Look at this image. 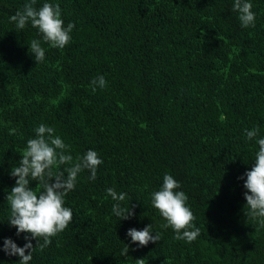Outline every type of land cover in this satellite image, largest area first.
Returning <instances> with one entry per match:
<instances>
[{"label": "trees", "instance_id": "trees-1", "mask_svg": "<svg viewBox=\"0 0 264 264\" xmlns=\"http://www.w3.org/2000/svg\"><path fill=\"white\" fill-rule=\"evenodd\" d=\"M45 2L59 4L64 25L75 27L62 50L42 41L45 60L36 64L28 44L41 38L38 30H16L9 20L26 0H0V249L6 237L21 247L27 242L7 221L15 183L9 171L45 124L74 158L92 149L103 163L94 181L88 171L79 174L65 197L72 222L33 251L29 264H264V226L245 216L238 179L258 151L244 130L259 125L264 136V0H250L256 20L248 28L232 10L234 0L35 6ZM99 75L107 86L93 91ZM165 173L189 197L200 228L191 243L161 228L165 220L151 204ZM108 188L127 193L121 203L135 206L132 218L112 213ZM148 224L161 239L138 248L127 230ZM18 259L0 250V264Z\"/></svg>", "mask_w": 264, "mask_h": 264}, {"label": "clouds", "instance_id": "clouds-1", "mask_svg": "<svg viewBox=\"0 0 264 264\" xmlns=\"http://www.w3.org/2000/svg\"><path fill=\"white\" fill-rule=\"evenodd\" d=\"M36 4L37 0H26L22 9L11 15L9 20L16 30H23L28 24L38 30L41 38L33 39L28 44V51L33 54L37 64L45 60L42 41L52 48L64 49L71 42L75 24L69 22L67 26L64 25L59 4L45 2L38 8ZM232 10L238 13L243 28L255 26L256 14L252 11L250 0H234ZM107 83L105 77L99 75L91 80L90 86L95 91L105 88ZM34 131L35 137L27 140L19 165L9 171L15 183L6 196L10 207L7 221L9 226L16 228L17 236L26 234L24 238L27 242L21 247L11 237H6L0 250L8 256H17V264H29L33 251H43L52 243L53 237L67 229L74 214L71 208L65 206L66 195L75 190L80 173L88 171V180L94 181L97 169L103 163L92 149L74 158L71 146L55 135L56 130L51 126L40 124ZM244 135L247 141L255 140L258 145L250 170L238 177L244 181L246 190L243 193L246 200L244 214L251 221L264 226V136L259 125L245 129ZM33 184L36 188H33ZM180 188V182L173 175L165 173L159 190L150 194L151 204L165 220L161 228H171L174 239L191 243L200 235V228L193 223L196 217L187 205L189 197L184 191L178 190ZM106 192L115 201L112 213L119 220H127L135 215L134 205L122 206L121 202L125 201L127 193H117L114 188H108ZM153 232L152 224H148L139 230L129 228L127 236L139 248L147 246L149 242L160 241L162 233L156 231L153 235ZM32 239L36 240L35 246ZM128 251L129 245L125 244L121 255L127 256ZM136 261L137 264H145L142 258Z\"/></svg>", "mask_w": 264, "mask_h": 264}]
</instances>
